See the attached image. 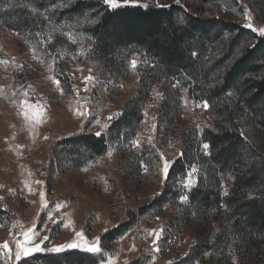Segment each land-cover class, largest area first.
Returning a JSON list of instances; mask_svg holds the SVG:
<instances>
[{"label":"rangeland","instance_id":"rangeland-1","mask_svg":"<svg viewBox=\"0 0 264 264\" xmlns=\"http://www.w3.org/2000/svg\"><path fill=\"white\" fill-rule=\"evenodd\" d=\"M28 2L25 6L0 5V264H21L35 255L87 252L85 249L97 244L99 253H87L102 254L105 260L101 264H131L139 259L146 264L177 262L196 240L190 229L180 235L168 229V221L175 216L172 207L166 206L159 215L139 216L123 237L102 246L106 233L127 222L130 213L139 214L161 193L171 165L181 155L179 141L158 130L156 103L163 94L155 93L144 110L133 141L122 147L109 143L106 155L94 161L65 164L57 155L60 149L54 152L56 144L80 134L107 135V126L122 115L126 100L136 94L139 76L131 71L118 85L114 81L108 84V73L104 76L90 59L93 41L86 28L91 19L70 18L72 0ZM139 3L147 7L176 5L202 19L220 18L247 28L251 22L250 29L259 35L254 29L264 28L261 0ZM19 9L28 12V19H41L40 25L22 35L7 27L3 17ZM87 77L92 79L86 81ZM188 105V118L205 109L199 102ZM261 142L264 147V136ZM201 154H207L204 147ZM189 173L191 185L186 187ZM188 174L177 184L184 189L182 201L196 186L197 167ZM153 233H159V239ZM72 242L79 246L59 253L48 251ZM5 243L7 249L2 247ZM21 244H39L44 250L24 256ZM17 251H21L19 259Z\"/></svg>","mask_w":264,"mask_h":264},{"label":"trees","instance_id":"trees-1","mask_svg":"<svg viewBox=\"0 0 264 264\" xmlns=\"http://www.w3.org/2000/svg\"><path fill=\"white\" fill-rule=\"evenodd\" d=\"M72 1L70 18L91 19L86 28L93 41L90 59L104 76L108 73V84L118 85L131 71L139 82L122 115L107 126V135L65 138L54 152L60 149L61 161L78 165L104 157L109 143L122 147L133 141L158 91L163 94L156 103L158 130L176 138L181 149L161 193L106 233L102 246L123 237L139 216L162 214L167 206L175 212L168 229L178 235L190 229L196 240L173 264H264V36L234 21L196 17L176 5L113 10L103 0ZM4 2L29 3L0 0V5ZM28 15L19 9L3 18L22 35L42 21ZM133 59L139 60L135 68ZM204 101L209 107L188 118V104ZM205 143L210 148L201 154ZM193 166L197 183L183 202L184 189L177 184ZM104 258L74 250L35 255L21 264H101Z\"/></svg>","mask_w":264,"mask_h":264},{"label":"snow or ice","instance_id":"snow-or-ice-1","mask_svg":"<svg viewBox=\"0 0 264 264\" xmlns=\"http://www.w3.org/2000/svg\"><path fill=\"white\" fill-rule=\"evenodd\" d=\"M177 2H179V0H177ZM103 3L110 9H113V10H116V9H120V8H124V7H129V6H132V7H147L146 4L144 5H141L139 3V0H103ZM158 6H167V5H158ZM249 28H253V25L251 22L248 23L247 25ZM254 30H258L260 35L261 36H264V28H259V29H254ZM131 64H132V67L135 68L136 65H137V61L135 59H133L131 61ZM92 77H87L86 78V81L87 80H91ZM185 104H187V101L185 102ZM204 108H208L209 105L207 103V101H204L203 102V105H202ZM79 115H84L83 112H79L78 113ZM36 115H39V111H37ZM109 119H111V117H109ZM97 135H101V133H97ZM204 149L207 150L210 148V145L205 143L203 145ZM168 170H169V165H168V162L165 161L164 162V167H163V171L165 174L168 173ZM195 171V170H193ZM191 185V173L188 174V180H187V183H186V187H189ZM225 195H227V192L225 191L224 193ZM184 199H186V197H184ZM162 231V230H161ZM29 232H32V229H29ZM157 239H159V233H153ZM27 233L25 234V237L27 239ZM78 236H81L82 234L81 233H77ZM44 240H47L48 237H43ZM79 245L75 242H72V243H68V244H61L59 246H54L50 249H48V251L50 252H56V253H59V252H62L64 251L66 248L67 249H74V248H77ZM3 248L7 249L9 246L7 243H5L4 245H2ZM20 248L22 250V254L24 256H29L31 255L33 252H40V251H43L44 249L39 245V244H36L35 247H27V246H24L23 244L20 245ZM87 252H91V253H99L100 252V247L97 245H94V246H90L88 247L87 249H85ZM15 256L17 259H19L21 257V251H17L15 253Z\"/></svg>","mask_w":264,"mask_h":264},{"label":"built area","instance_id":"built-area-1","mask_svg":"<svg viewBox=\"0 0 264 264\" xmlns=\"http://www.w3.org/2000/svg\"><path fill=\"white\" fill-rule=\"evenodd\" d=\"M183 201L187 202L188 201V197H186V199L183 198Z\"/></svg>","mask_w":264,"mask_h":264},{"label":"water","instance_id":"water-1","mask_svg":"<svg viewBox=\"0 0 264 264\" xmlns=\"http://www.w3.org/2000/svg\"><path fill=\"white\" fill-rule=\"evenodd\" d=\"M142 5H144V4H142ZM145 8V7H144ZM86 98H83V100H85Z\"/></svg>","mask_w":264,"mask_h":264}]
</instances>
